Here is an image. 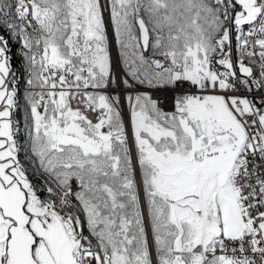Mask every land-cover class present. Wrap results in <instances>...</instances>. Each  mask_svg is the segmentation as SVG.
Wrapping results in <instances>:
<instances>
[{
  "label": "snow or ice",
  "instance_id": "obj_1",
  "mask_svg": "<svg viewBox=\"0 0 264 264\" xmlns=\"http://www.w3.org/2000/svg\"><path fill=\"white\" fill-rule=\"evenodd\" d=\"M0 264H264V0H0Z\"/></svg>",
  "mask_w": 264,
  "mask_h": 264
},
{
  "label": "built area",
  "instance_id": "obj_2",
  "mask_svg": "<svg viewBox=\"0 0 264 264\" xmlns=\"http://www.w3.org/2000/svg\"><path fill=\"white\" fill-rule=\"evenodd\" d=\"M14 66V68H17V69H19L20 68V66H18V65H13ZM20 88L24 91V85H23V82H21V86H20ZM155 95H157V96H160V97H162L163 98V100H164V105L166 106V107H170L171 106V96H172V93L171 92H168V91H160V92H157V93H155ZM17 119V118H16Z\"/></svg>",
  "mask_w": 264,
  "mask_h": 264
},
{
  "label": "rangeland",
  "instance_id": "obj_3",
  "mask_svg": "<svg viewBox=\"0 0 264 264\" xmlns=\"http://www.w3.org/2000/svg\"><path fill=\"white\" fill-rule=\"evenodd\" d=\"M114 56H115V49H114ZM23 95H24V91L22 90V89H20V101H19V103H20V105H21V108H20V110L19 111H17V113H16V118L18 119V120H21L22 121V119H23V115H24V113H23V106H24V99H23ZM125 118H127V112H126V110H125Z\"/></svg>",
  "mask_w": 264,
  "mask_h": 264
},
{
  "label": "trees",
  "instance_id": "obj_4",
  "mask_svg": "<svg viewBox=\"0 0 264 264\" xmlns=\"http://www.w3.org/2000/svg\"><path fill=\"white\" fill-rule=\"evenodd\" d=\"M16 48L17 47H14L13 48V52H14V54H15V50H16ZM14 65H21V61H20V59H19V55L18 54H15L14 55Z\"/></svg>",
  "mask_w": 264,
  "mask_h": 264
},
{
  "label": "crops",
  "instance_id": "obj_5",
  "mask_svg": "<svg viewBox=\"0 0 264 264\" xmlns=\"http://www.w3.org/2000/svg\"><path fill=\"white\" fill-rule=\"evenodd\" d=\"M15 54H18L19 55V49L18 48H16V50H15ZM19 66V65H18ZM21 89V88H20Z\"/></svg>",
  "mask_w": 264,
  "mask_h": 264
}]
</instances>
